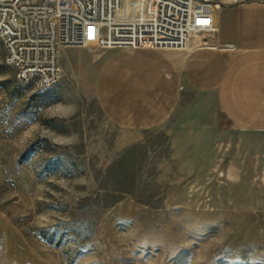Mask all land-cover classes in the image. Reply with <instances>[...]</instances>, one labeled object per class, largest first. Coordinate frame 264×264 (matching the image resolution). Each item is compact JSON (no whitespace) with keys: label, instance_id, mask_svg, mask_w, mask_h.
<instances>
[{"label":"rangeland","instance_id":"1","mask_svg":"<svg viewBox=\"0 0 264 264\" xmlns=\"http://www.w3.org/2000/svg\"><path fill=\"white\" fill-rule=\"evenodd\" d=\"M218 42L70 47L43 89L17 81L0 41V264H264V87L249 97L263 119L252 126L228 109L241 97L201 88L232 44L220 30ZM200 51L219 59L188 65ZM142 59L170 65L173 110L123 127L129 102L142 115L155 106L135 92H167Z\"/></svg>","mask_w":264,"mask_h":264},{"label":"built area","instance_id":"2","mask_svg":"<svg viewBox=\"0 0 264 264\" xmlns=\"http://www.w3.org/2000/svg\"><path fill=\"white\" fill-rule=\"evenodd\" d=\"M217 7L215 0H0L4 63L20 83L46 89L58 83L70 47H216Z\"/></svg>","mask_w":264,"mask_h":264},{"label":"crops","instance_id":"3","mask_svg":"<svg viewBox=\"0 0 264 264\" xmlns=\"http://www.w3.org/2000/svg\"><path fill=\"white\" fill-rule=\"evenodd\" d=\"M222 1L231 2L233 0ZM214 16H218L219 19L216 27L221 32V41L224 43H232L234 46L229 49L221 48L217 50L225 58L219 60V76L212 83L203 84L201 88L216 90L219 100L223 103L226 101L228 95L230 97L232 95L241 97L239 105L237 107L231 105L228 108L229 111L245 112L242 118L246 119L245 124L251 126L261 125L263 124V119L260 118L259 108L256 107L259 103L257 101L255 102L254 99L249 100V97L262 95V89L264 87V52H262L264 50V6L255 0H242L220 8L217 11L214 10ZM213 49L217 48L214 47ZM208 53V51L194 53L188 58V65L190 63H207V59H219ZM139 67L140 70L144 69V67H153L155 72L161 76L159 79H156L159 82L156 83V86L161 83L167 92L165 98H163L161 93H153V95L149 91L146 94L144 91L135 92L134 95L140 96L141 98L147 97L150 102L153 100L155 106L150 109H144L149 112L148 114L145 112V115H142L141 109L143 108H133L129 102V105L124 107V110H120L117 116V120L123 127L137 128L147 125L146 123L152 120L162 121L173 110L174 96L172 93L176 85V79L173 76L170 65L162 59H151L150 62L149 60L142 59V64ZM204 85L206 86L204 87ZM123 96L126 100V96L128 95L124 94ZM152 96H154V99L151 98ZM242 96L244 99H242ZM121 97L122 95H120ZM255 113L258 114L256 115ZM237 114H235L236 118H238Z\"/></svg>","mask_w":264,"mask_h":264},{"label":"bare ground","instance_id":"4","mask_svg":"<svg viewBox=\"0 0 264 264\" xmlns=\"http://www.w3.org/2000/svg\"><path fill=\"white\" fill-rule=\"evenodd\" d=\"M204 37H206V35H204V34H202V35H200V37L198 36L197 38H200L199 40H201V39H203ZM217 38L219 39V35L217 36ZM206 39V38H205ZM189 46H190V44H189ZM230 48V47H229ZM229 48H223V49H229ZM188 49V48H187ZM65 53V52H64ZM64 53H62L61 54V57H62V55L64 54Z\"/></svg>","mask_w":264,"mask_h":264},{"label":"water","instance_id":"5","mask_svg":"<svg viewBox=\"0 0 264 264\" xmlns=\"http://www.w3.org/2000/svg\"><path fill=\"white\" fill-rule=\"evenodd\" d=\"M222 47H226V48H227V47H228V48L230 47V48H231V47H233V45H232V44H230V45H227V44H226V45H222Z\"/></svg>","mask_w":264,"mask_h":264}]
</instances>
